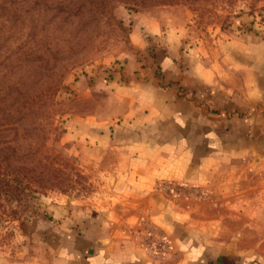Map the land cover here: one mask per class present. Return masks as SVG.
Instances as JSON below:
<instances>
[{
	"label": "rangeland",
	"instance_id": "1",
	"mask_svg": "<svg viewBox=\"0 0 264 264\" xmlns=\"http://www.w3.org/2000/svg\"><path fill=\"white\" fill-rule=\"evenodd\" d=\"M144 20L176 29L186 53L217 63L228 41L264 32V0L115 2L109 12L55 30L51 48L63 76L34 133L11 141L19 156L12 162L34 167L37 178L23 201L0 193V264H49L54 238L68 231L162 254L178 236H253L256 214L264 216V174L225 166L192 180L157 176V127L126 89L134 64L160 75V39L146 47L130 39Z\"/></svg>",
	"mask_w": 264,
	"mask_h": 264
},
{
	"label": "crops",
	"instance_id": "2",
	"mask_svg": "<svg viewBox=\"0 0 264 264\" xmlns=\"http://www.w3.org/2000/svg\"><path fill=\"white\" fill-rule=\"evenodd\" d=\"M130 39L139 47L161 41L155 64L160 75L132 63L126 85L134 109L157 127V176L192 180L225 166L263 175L264 32L228 41L230 51L217 63L186 53L183 35L158 21L134 23ZM253 221L249 242L191 234L178 236L165 254L129 240L63 232L53 240L49 264H264L263 213Z\"/></svg>",
	"mask_w": 264,
	"mask_h": 264
},
{
	"label": "trees",
	"instance_id": "3",
	"mask_svg": "<svg viewBox=\"0 0 264 264\" xmlns=\"http://www.w3.org/2000/svg\"><path fill=\"white\" fill-rule=\"evenodd\" d=\"M195 1L0 0V193L7 200L23 201L37 178L34 167L12 162L19 156L11 141L34 133V122L58 92L63 73L51 48L54 31L68 23L78 26L87 14L109 12L115 2L141 6Z\"/></svg>",
	"mask_w": 264,
	"mask_h": 264
}]
</instances>
